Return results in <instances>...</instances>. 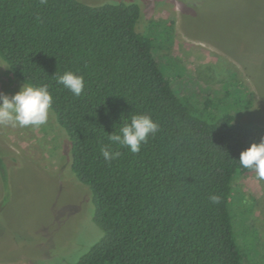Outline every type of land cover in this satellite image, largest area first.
<instances>
[{
	"label": "trees",
	"instance_id": "16d2710c",
	"mask_svg": "<svg viewBox=\"0 0 264 264\" xmlns=\"http://www.w3.org/2000/svg\"><path fill=\"white\" fill-rule=\"evenodd\" d=\"M139 17L137 0H0V58L22 83L48 86L50 115L66 135L63 169L87 189L101 230L72 264H246L230 197L234 178L250 172L239 154L264 123L235 118L246 105L237 86L229 101L202 104L175 89ZM66 71L83 76L79 97L56 83ZM135 114L159 131L138 153L112 145L120 156L105 161L108 135Z\"/></svg>",
	"mask_w": 264,
	"mask_h": 264
},
{
	"label": "rangeland",
	"instance_id": "374dc122",
	"mask_svg": "<svg viewBox=\"0 0 264 264\" xmlns=\"http://www.w3.org/2000/svg\"><path fill=\"white\" fill-rule=\"evenodd\" d=\"M137 1V29L151 35L175 89L202 104L229 101L237 86L246 105L235 118L264 123V0ZM22 84L0 58V92ZM0 151L10 169L4 202L0 184V264H72L101 230L87 189L63 169L64 131L51 115L39 127L0 126ZM230 202L246 264H264V181L236 176Z\"/></svg>",
	"mask_w": 264,
	"mask_h": 264
},
{
	"label": "clouds",
	"instance_id": "9594fccd",
	"mask_svg": "<svg viewBox=\"0 0 264 264\" xmlns=\"http://www.w3.org/2000/svg\"><path fill=\"white\" fill-rule=\"evenodd\" d=\"M41 2L45 3L46 0ZM56 83L77 97L84 92L83 76L71 71L57 75ZM51 107L52 96L46 84L33 86L23 83L12 95L0 92V126L39 127L48 122ZM158 131L159 124L149 115H132L130 121L125 122L118 132L108 135L109 144L101 148V153L107 162L120 156V152L114 151L112 145L138 153L149 136H155ZM238 161L241 167L254 172L257 179L264 181V135L259 142H252L242 150ZM208 199L212 204L220 202L216 194H210Z\"/></svg>",
	"mask_w": 264,
	"mask_h": 264
}]
</instances>
